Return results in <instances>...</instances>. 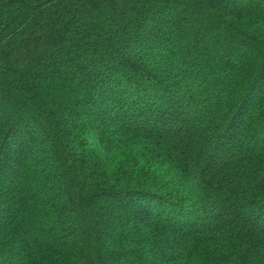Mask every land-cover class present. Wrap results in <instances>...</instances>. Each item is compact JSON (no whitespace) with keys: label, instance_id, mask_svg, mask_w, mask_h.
<instances>
[{"label":"trees","instance_id":"1","mask_svg":"<svg viewBox=\"0 0 264 264\" xmlns=\"http://www.w3.org/2000/svg\"><path fill=\"white\" fill-rule=\"evenodd\" d=\"M0 264H264V0H0Z\"/></svg>","mask_w":264,"mask_h":264}]
</instances>
